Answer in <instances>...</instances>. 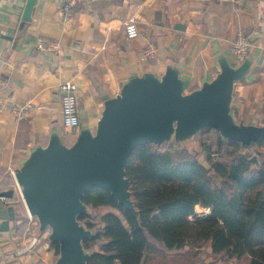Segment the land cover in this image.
Returning <instances> with one entry per match:
<instances>
[{
	"label": "crops",
	"instance_id": "crops-1",
	"mask_svg": "<svg viewBox=\"0 0 264 264\" xmlns=\"http://www.w3.org/2000/svg\"><path fill=\"white\" fill-rule=\"evenodd\" d=\"M66 1L38 0L31 22L22 27L27 0H0V195L11 192L0 209L14 207L16 214L9 230L0 229V264H56L59 257L49 232L30 216L15 170L37 145L48 144L55 128L66 144L76 141L78 131L63 122L61 82L78 84L81 126L94 129L106 96L117 95L131 73L162 74L179 61L190 92L216 77L218 51H231L242 32L255 63L247 78L236 81L233 107L245 123L264 124V0H80L70 16ZM133 15L140 34L130 38L124 21ZM43 38L59 40L61 49L40 50ZM149 43L158 50L145 59ZM239 262L245 264L228 257L225 264Z\"/></svg>",
	"mask_w": 264,
	"mask_h": 264
},
{
	"label": "water",
	"instance_id": "water-1",
	"mask_svg": "<svg viewBox=\"0 0 264 264\" xmlns=\"http://www.w3.org/2000/svg\"><path fill=\"white\" fill-rule=\"evenodd\" d=\"M37 1L27 0L22 27L31 22ZM230 55L229 50L218 51L215 61L219 73L190 92L185 89L179 61L168 63L162 74L154 70L131 73L117 95L106 96L94 129L82 125L71 145L64 142L57 128L53 129L48 144L37 145L15 170L30 215L59 245L56 264H89L92 251L83 241L92 237L94 230L81 223L79 215L90 212L83 197L92 187L108 189L120 204L138 215L127 176L129 158L138 146L188 143L207 127L240 141L245 148L264 138V124L245 123L233 107L236 81L250 75L255 53L250 51L239 65ZM252 159L259 162L256 155ZM15 217L14 207L0 209L4 220L0 229L9 230Z\"/></svg>",
	"mask_w": 264,
	"mask_h": 264
},
{
	"label": "trees",
	"instance_id": "trees-1",
	"mask_svg": "<svg viewBox=\"0 0 264 264\" xmlns=\"http://www.w3.org/2000/svg\"><path fill=\"white\" fill-rule=\"evenodd\" d=\"M212 129L216 149L202 144L209 165L199 154L178 153L182 142L135 149L127 176L138 215L104 187L85 193L91 212L79 220L94 230L83 241L89 264H213L219 256L264 264V138L245 148L214 127L202 132ZM102 206L117 211L96 213ZM198 206L210 212L198 215ZM208 246L210 262L203 260Z\"/></svg>",
	"mask_w": 264,
	"mask_h": 264
},
{
	"label": "built area",
	"instance_id": "built-area-1",
	"mask_svg": "<svg viewBox=\"0 0 264 264\" xmlns=\"http://www.w3.org/2000/svg\"><path fill=\"white\" fill-rule=\"evenodd\" d=\"M80 0H67L65 3L66 15H72L75 7ZM237 5H241L243 0H235ZM138 19L136 16H130L124 21L125 31L128 37L135 38L140 34ZM37 47L43 51L57 52L61 49V42L59 40L40 39ZM157 47L154 43H149L143 50L142 55L145 59L152 58L157 53ZM251 43L249 38L244 33L240 32L232 41L231 53L234 62L238 65L242 63L250 54ZM59 90L61 94V105L63 113V122L65 126L74 131H79L81 127V118L79 115V86L73 80H66L60 83ZM5 109V100L0 96V111ZM20 116H24L22 111H19ZM9 198L5 195H0V202L8 203ZM200 215V214H199ZM31 216V215H30ZM33 217V216H31ZM37 219L36 217H33ZM38 221V219H37ZM39 223V221H38ZM49 232V231H48ZM37 242V237L33 238L31 247ZM40 264V263H33Z\"/></svg>",
	"mask_w": 264,
	"mask_h": 264
},
{
	"label": "rangeland",
	"instance_id": "rangeland-1",
	"mask_svg": "<svg viewBox=\"0 0 264 264\" xmlns=\"http://www.w3.org/2000/svg\"><path fill=\"white\" fill-rule=\"evenodd\" d=\"M235 112H236V110H235ZM217 139H218V132L214 129H212L210 132H199L190 142L186 143L183 147H181L180 150H177V151L180 154L184 153V152H191V153L199 154L200 158L206 162L205 151H204V147L202 144L204 141H206V142L210 143L213 146V148L216 149ZM170 144H174V141L171 142ZM206 164L209 165L207 162H206ZM107 211H117V210H115L113 207H110V206H102V207H99L97 210H95L96 213L107 212ZM90 212H91V210H90ZM209 212H210V208L197 207L198 215L199 214L200 215H206ZM99 246L100 245L98 244V247ZM210 250H211V248L208 246V252L209 253L208 254L205 253V255H203V260H205V261L207 260V262L213 261V257H212ZM227 259H228L227 256H223V257L219 256L218 259H216V261L213 264H223V263L225 264V263H227ZM232 262L235 263L236 261L233 260Z\"/></svg>",
	"mask_w": 264,
	"mask_h": 264
}]
</instances>
